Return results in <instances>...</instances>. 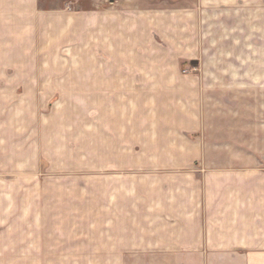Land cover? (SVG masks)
Instances as JSON below:
<instances>
[{"label": "crops", "instance_id": "crops-1", "mask_svg": "<svg viewBox=\"0 0 264 264\" xmlns=\"http://www.w3.org/2000/svg\"><path fill=\"white\" fill-rule=\"evenodd\" d=\"M38 1L1 2L0 23L15 26L17 45L0 46V88L20 87L27 100L36 98L38 88L61 90V97L73 96L80 106H97L96 166L127 171L107 178L110 192L94 194L95 249L109 250L112 264H264L262 54L256 52L248 67L254 79L240 72L244 79H236L225 72L224 63L208 66V79L199 81L193 74L183 75L178 63L199 56L197 31L187 26L160 24L165 54H136L142 38L134 25H142V17L134 11L148 0H45L48 9L41 17ZM207 1L233 9L263 6V0ZM199 2H177L179 24L198 25ZM120 8L128 14L119 16ZM39 19L44 26L39 27ZM39 38L45 45L38 54ZM223 39L231 49V41L241 36ZM73 41L76 45L65 47ZM238 43L232 46L234 56H247ZM35 52L80 59L39 65L27 59ZM12 57L20 59L7 63ZM237 66L247 71L242 62ZM11 67L14 75L4 80L1 75ZM217 70L221 81L209 76ZM248 86L255 88L253 97L236 91ZM16 126L18 136L32 137L33 126ZM80 136H85L82 130ZM0 198L13 199L5 193ZM31 212L37 223L52 216L54 208ZM22 216L20 209L15 217ZM46 226L31 230L55 229Z\"/></svg>", "mask_w": 264, "mask_h": 264}, {"label": "rangeland", "instance_id": "rangeland-1", "mask_svg": "<svg viewBox=\"0 0 264 264\" xmlns=\"http://www.w3.org/2000/svg\"><path fill=\"white\" fill-rule=\"evenodd\" d=\"M2 1L0 0V9ZM178 1L180 0H148L142 9L134 11V15L142 17V25L138 23L134 25L135 29L133 27L142 38L141 47L136 49V54H165L168 46L159 37L160 24L161 27L167 25L168 29L170 26H187L191 31H197L200 50L196 59L179 60L183 75L193 74L199 81H205L208 74L204 71L208 66L216 69V65L225 63V72L231 73L236 79L243 80L245 76H252L250 78L254 79V72L248 71V67L249 64L254 65L256 52L262 54L264 67V0L262 9H233L227 5L215 7V2L200 0L198 25L179 24L181 12L178 10ZM38 2V15L45 16L47 3L45 0ZM128 12V9H118L119 16H125ZM42 22L39 19V27L44 26L45 22ZM123 26L132 30L130 25H122L120 28ZM120 32L124 33L123 30ZM14 33L15 26L0 23V39H7V42L0 40V46L12 48L14 44L17 45ZM238 34L241 39L231 41V45L236 46L241 42L240 46H244L243 50L247 54L245 57L234 56L233 47L229 49L228 40L223 39L224 36ZM39 39L36 42L39 45L38 54L44 52L41 49L45 45V39ZM75 43L77 42L66 43L65 47L71 48ZM9 59L11 60L7 63H14L13 59L20 58ZM27 59L32 63L46 65L53 60L73 64L80 58L67 55L52 58L46 54L36 56L35 52ZM241 62L243 66L247 65V71H238L237 65ZM13 70L12 67L8 68L5 76L1 75L6 77L4 80H9L8 76L14 75ZM217 71L209 75L216 81L222 75L221 70ZM239 72L246 75H240ZM262 77L264 83V71ZM236 91L240 95L253 97L255 88L248 86ZM261 91L264 93V86ZM60 92L61 90L38 88L36 98L27 100L23 96L26 91L20 87L0 88V194L13 197L10 201H2L4 199L0 198V211L4 212L0 215V264H112L109 250L106 252L105 249H95L94 194L110 192L111 185L107 178L111 174L122 176L127 170L96 166V162L100 161L94 152L97 106L89 103L80 106L73 96L67 94L66 99L61 97ZM69 101L76 102L67 103ZM19 123L24 126L23 130L26 125L33 126L32 137L31 133L28 137L17 135L16 129L20 128L16 125ZM80 130L85 136H80ZM101 157V160H106L105 154ZM46 208H54L52 216L38 219L36 223L31 211ZM20 209L23 216L16 218L15 214ZM10 210L15 213H5ZM17 219L18 223L14 226ZM46 225L49 228L54 226V231L31 230L38 226L47 228ZM103 234L109 235L105 233V229ZM126 260L135 258L129 257Z\"/></svg>", "mask_w": 264, "mask_h": 264}]
</instances>
